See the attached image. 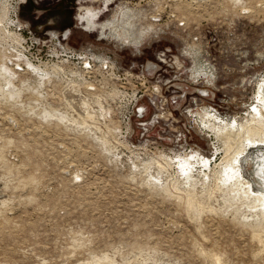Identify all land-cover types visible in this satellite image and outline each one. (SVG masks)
Here are the masks:
<instances>
[{"label":"rangeland","instance_id":"374dc122","mask_svg":"<svg viewBox=\"0 0 264 264\" xmlns=\"http://www.w3.org/2000/svg\"><path fill=\"white\" fill-rule=\"evenodd\" d=\"M120 3L136 18L104 14L118 41L75 29L69 0L18 5L36 39L70 29L67 47L123 71L84 74L77 59V76L51 83L0 72L18 89L0 91V264H264V144L244 142L215 192L222 143L203 122L261 118L264 0ZM161 52V83H128L131 63Z\"/></svg>","mask_w":264,"mask_h":264},{"label":"bare ground","instance_id":"6f19581e","mask_svg":"<svg viewBox=\"0 0 264 264\" xmlns=\"http://www.w3.org/2000/svg\"><path fill=\"white\" fill-rule=\"evenodd\" d=\"M25 2L26 0H0V53H1L0 72L5 73L6 78H9L11 76H14L15 78V76H18V77L20 76V73H19L20 70L19 68H16V67H21V70L25 72V74H28L29 77L38 79V81L40 80L41 83H49L55 77L57 78L60 77V73L62 71L61 66L55 63L50 68H46L43 65L37 66V65L31 64L30 59L28 57H25L23 53L26 50V48L22 46L23 40L21 36L19 35V33L17 32V28L15 29L12 28L13 19H12L10 11L12 10L11 12L13 14L16 13L17 5L19 4L22 6ZM88 2L92 4L88 6L83 1L80 3L81 4L80 9L77 10L76 15L73 18L75 22L74 28L79 29L88 34L96 33L99 41H103L107 37L106 35L107 33L112 34V38L118 41V39L114 36L113 32H111V28H110V24H112L114 18L116 19L118 18V17H114V15H117V14L121 16L123 15L124 18L126 17L128 18L129 16H131L132 21H134V19L136 18V13L134 12V10L128 7L127 3H120L117 5L116 0H110V2H107L106 0H87V3ZM96 4L98 5L95 6ZM112 6H113L112 12L114 14L111 17L113 18L111 22L109 19L106 20L105 18H103V16L104 14L108 13L111 10ZM21 26L23 25L19 23L18 27H21ZM118 28L120 31L122 30L120 29V26ZM68 30L70 31V29H66L65 31H68ZM124 38L120 40L122 44H125ZM131 44L134 45L132 47H136V48L140 45L139 43L137 44L131 43ZM5 50H9L8 51L9 56H6V55L2 56ZM2 62H6V65H8L11 71L5 72L1 67ZM24 66H26L27 69ZM28 81H31V80L29 79ZM71 86H73V84L70 85V87ZM3 87L5 88L4 92L7 96L9 97L16 96L15 92L18 91V89L14 84H12V82L2 83L0 85V91H2ZM71 90L73 89L71 88ZM258 100L260 104L264 103V97H262L261 95L259 96ZM86 103L88 104V101L86 99H82L80 107L83 108V110L81 111L83 115H80L81 118L79 120H82L84 118V112L87 109H89V106ZM257 108L258 107L256 106L255 110L259 113L261 117V118H258V120L256 118V115L253 114L251 118L247 119L248 121H246L245 123H242L243 121L241 122L233 121L234 122L233 126L228 125V126H225L224 128L216 127V125L212 123L211 116L209 114L207 115V117L209 118L203 121L205 124V129L207 128L209 132L216 134L215 137L217 136V138H219L222 143V146H221L222 151H223L222 163L220 164L219 172L214 173L215 175L213 178V181L215 182V184L212 190H214L215 192L220 190L219 184L224 181V175H226V178L230 177L229 172H226V168L229 167L230 171H234L233 169L235 167V161L237 160L238 157L242 156L243 153L246 151L244 142H248L250 144L253 142H260L261 144H264V129H263L264 128V119H263L264 109L261 108L258 111ZM75 111L77 112V109ZM49 114L52 117H56L53 114H51V112H49ZM69 123L74 124V121L72 122L69 121ZM78 123L81 126L85 125L84 122L79 121L77 122V124ZM227 124H230V123H227ZM222 172H224V175H222ZM262 174L264 175V171ZM211 176L212 175L209 174V178Z\"/></svg>","mask_w":264,"mask_h":264},{"label":"built area","instance_id":"2783aa9c","mask_svg":"<svg viewBox=\"0 0 264 264\" xmlns=\"http://www.w3.org/2000/svg\"><path fill=\"white\" fill-rule=\"evenodd\" d=\"M18 5L16 8L17 10ZM12 19V28H17V32L23 40L22 46L26 48L23 53L25 57H28L30 59L31 64L37 66L43 65L46 68H50L55 63L59 64L62 68L60 76H65L68 73L77 76V59L82 61L80 72L84 74H92L94 72H98L102 77H108L109 79H111L115 77V74L119 77V72L123 71V69L117 63L113 62L110 57L102 59L101 63L97 67H95L94 53L91 48H87L83 51H80V53H77V51H73L72 49L67 47V42L71 36L69 30L64 31L60 34L51 32L45 33V40L39 38L36 39L31 30H28L26 26H21L22 28L18 27L19 21L16 17V13L12 15ZM31 51H35V53ZM132 56H135V53H133ZM161 58H165V54L163 52H161L154 58L155 61L152 60L151 62H144L138 65L131 63L124 70L128 78V83H161L160 79L152 81L155 74H157L160 69L159 63H164ZM24 67L27 69L26 66ZM16 68H19V72H23L21 70V67ZM56 80L57 77L52 79L49 83ZM150 92L152 94H159L160 91L158 85L151 87ZM146 113L147 111H145L143 107L137 108V120L143 119ZM126 134H129L128 130L125 132V135Z\"/></svg>","mask_w":264,"mask_h":264},{"label":"flooded vegetation","instance_id":"af4514ba","mask_svg":"<svg viewBox=\"0 0 264 264\" xmlns=\"http://www.w3.org/2000/svg\"><path fill=\"white\" fill-rule=\"evenodd\" d=\"M28 0H26L27 2ZM60 1H67V0H57V2H60ZM84 2L85 4H87V0H69V4H71V9H75V10H79L80 9V6H81V2ZM26 5V4H25ZM24 5V6H25ZM113 24V23H112ZM111 25V24H110ZM111 32H113V34L115 36H119V32L115 31L114 28H111Z\"/></svg>","mask_w":264,"mask_h":264},{"label":"crops","instance_id":"0c3cea01","mask_svg":"<svg viewBox=\"0 0 264 264\" xmlns=\"http://www.w3.org/2000/svg\"><path fill=\"white\" fill-rule=\"evenodd\" d=\"M27 2H25L22 6H24Z\"/></svg>","mask_w":264,"mask_h":264}]
</instances>
